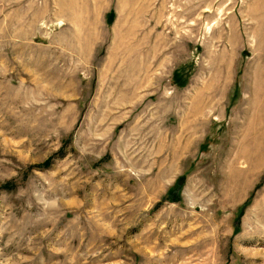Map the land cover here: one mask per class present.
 Wrapping results in <instances>:
<instances>
[{
    "label": "rangeland",
    "instance_id": "374dc122",
    "mask_svg": "<svg viewBox=\"0 0 264 264\" xmlns=\"http://www.w3.org/2000/svg\"><path fill=\"white\" fill-rule=\"evenodd\" d=\"M0 264H264V0H0Z\"/></svg>",
    "mask_w": 264,
    "mask_h": 264
},
{
    "label": "trees",
    "instance_id": "16d2710c",
    "mask_svg": "<svg viewBox=\"0 0 264 264\" xmlns=\"http://www.w3.org/2000/svg\"><path fill=\"white\" fill-rule=\"evenodd\" d=\"M177 184V183H176ZM5 188H10V184H5L4 185Z\"/></svg>",
    "mask_w": 264,
    "mask_h": 264
}]
</instances>
